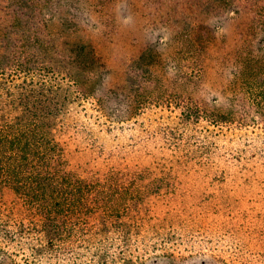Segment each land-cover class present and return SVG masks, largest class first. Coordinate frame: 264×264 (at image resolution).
Returning <instances> with one entry per match:
<instances>
[{
  "label": "rangeland",
  "instance_id": "374dc122",
  "mask_svg": "<svg viewBox=\"0 0 264 264\" xmlns=\"http://www.w3.org/2000/svg\"><path fill=\"white\" fill-rule=\"evenodd\" d=\"M206 5L204 0H0V47L3 34L17 32L10 26L22 12L23 24L40 40V47L30 49L36 58L29 66L45 68L44 74L64 86L84 82L89 95L98 91L94 97L106 103L107 110L89 96L71 107L70 117L84 123L85 135L71 139L72 132L53 129V135L68 143L73 154L86 152L82 158L91 161L93 169L104 174L109 167L116 172L148 166L151 178L170 173L173 182L182 183L172 199L165 189L157 193L150 189L138 202L133 216L143 224L147 240L161 242L159 235L168 228L176 230L181 222L195 236L222 237L227 248L234 240L245 239L253 252L248 258L264 264V123L250 120L247 128L226 131L227 126H209L202 120L195 124L185 117L184 109L187 103L191 109L199 104L217 113L225 111L241 91V80L233 78L230 64L244 47L258 51L264 35L243 37L239 23L222 20L227 38L218 44L228 67L215 57L219 48L208 46L216 50L214 59L204 68L201 89L192 91L195 94L187 102L183 96L190 91L178 87L175 72L177 66L189 69L187 54H182L185 46L181 47L185 34L201 22H216L215 9ZM72 92L77 94L75 87ZM127 101L132 107L124 112ZM226 150L241 157L225 158ZM190 248L186 255L196 251ZM223 258L228 262L227 256ZM162 262L222 264L218 258L192 255L183 262ZM140 263L134 257L130 264Z\"/></svg>",
  "mask_w": 264,
  "mask_h": 264
},
{
  "label": "trees",
  "instance_id": "16d2710c",
  "mask_svg": "<svg viewBox=\"0 0 264 264\" xmlns=\"http://www.w3.org/2000/svg\"><path fill=\"white\" fill-rule=\"evenodd\" d=\"M204 1L215 9L216 22H201L185 34L181 47L185 46L182 54H187L189 69L177 66L175 72L178 87L190 91L188 97L183 96L187 102H191L192 91L201 89L204 68L214 59L216 50L208 46L219 48L215 57L225 61L218 44L227 38L222 20L231 18L239 23L243 37L264 35V0ZM23 16L22 12L16 14L10 27L17 32L15 36L3 34L0 47V264H130L134 257L140 264H161L164 260L183 262L191 255L218 258L222 264H255L248 258L253 252L247 249L245 239H239L240 244L234 240L227 248L222 237L212 238L213 233L209 238L195 236L181 222L176 230L168 228L160 234L161 242L147 240L143 224L133 216L138 202L150 189L156 193L165 189L172 199L182 183L173 182L170 173L151 178L148 166H128L116 172L109 167L102 174L99 168L93 169L91 161H84L86 152L73 154L68 143L53 135L57 127L72 132L71 139L85 135L84 123L77 116L70 117L78 100L89 96L104 110L108 106L94 97L98 91L88 94L86 83L68 82L64 86L44 74L45 68L29 66L36 58L30 49L40 47V40L27 23L23 24ZM261 41L256 52L250 47L238 50L239 56L230 64L233 78L241 80V91L225 111L217 113L199 104L191 109L186 103V118L194 119L195 124L202 120L209 126H227L226 131L247 128L250 120L264 123V36ZM224 64L226 69L228 63ZM74 87L76 95L71 93ZM141 100L136 102L141 104ZM213 106L217 109L218 105ZM124 107L127 112L132 106L127 101ZM193 111L196 113L191 116ZM249 151L253 153L254 148ZM222 155L241 157L227 150ZM111 156L109 153L108 159ZM75 159L81 162L75 164ZM188 246L196 251L192 253L190 248L186 255Z\"/></svg>",
  "mask_w": 264,
  "mask_h": 264
}]
</instances>
